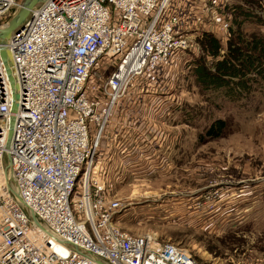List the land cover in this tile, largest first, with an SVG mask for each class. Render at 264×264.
Segmentation results:
<instances>
[{"label": "built area", "instance_id": "obj_1", "mask_svg": "<svg viewBox=\"0 0 264 264\" xmlns=\"http://www.w3.org/2000/svg\"><path fill=\"white\" fill-rule=\"evenodd\" d=\"M18 3L0 0V19ZM229 7L40 0L0 42L18 84L13 110L0 54V264H200L174 242L116 224L121 203L99 158H152V123L136 117L141 96L152 100V79L169 76L195 34L227 39Z\"/></svg>", "mask_w": 264, "mask_h": 264}, {"label": "rangeland", "instance_id": "obj_2", "mask_svg": "<svg viewBox=\"0 0 264 264\" xmlns=\"http://www.w3.org/2000/svg\"><path fill=\"white\" fill-rule=\"evenodd\" d=\"M229 2L227 39L195 34L169 76L152 79V100L141 96L136 117L152 123V158L117 152L99 162L120 228L174 242L200 264H264V0ZM239 4L249 16L234 20ZM229 50L258 66L245 87L228 85ZM216 119L224 127L207 135Z\"/></svg>", "mask_w": 264, "mask_h": 264}, {"label": "trees", "instance_id": "obj_3", "mask_svg": "<svg viewBox=\"0 0 264 264\" xmlns=\"http://www.w3.org/2000/svg\"><path fill=\"white\" fill-rule=\"evenodd\" d=\"M241 6L240 4L237 6L232 7L233 8V15L234 20H236V17H239L240 15L249 16V10L248 7ZM229 45H232L234 48V44L230 42ZM229 54V55H228ZM228 54L224 56V58L221 60L223 67L228 69V71H231V74H228L225 76L229 82L232 84H235L238 87H245L247 82L250 80V78L244 79L246 76L250 77V73L254 70L256 71L258 69V66L253 65L254 60L251 56H246V60L243 58H239V55H234L233 51L229 50ZM235 56H238L235 58ZM244 89V88H243ZM224 127V122L220 119H216L212 121L206 130L207 135H214L215 131L221 130ZM216 135V134H215Z\"/></svg>", "mask_w": 264, "mask_h": 264}, {"label": "water", "instance_id": "obj_4", "mask_svg": "<svg viewBox=\"0 0 264 264\" xmlns=\"http://www.w3.org/2000/svg\"><path fill=\"white\" fill-rule=\"evenodd\" d=\"M40 0H19L18 5L14 9L13 15L9 18V20L4 24L0 25V42L5 44L11 33L13 31H18L20 27L23 24L24 19L27 17L29 14L30 10L33 9L36 4H38ZM1 57L5 63V66L7 68V72L9 75V79L11 81V86L13 90V97H14V102H13V110L16 109L17 106V99H18V84H17V79L15 76L14 72V66H13V61L11 58V53L10 50L6 46H2L0 50ZM18 199L19 195H17ZM32 220L38 224L36 218L32 215Z\"/></svg>", "mask_w": 264, "mask_h": 264}]
</instances>
